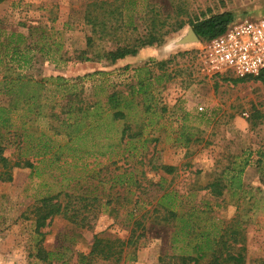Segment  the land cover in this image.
<instances>
[{
	"label": "rangeland",
	"instance_id": "1",
	"mask_svg": "<svg viewBox=\"0 0 264 264\" xmlns=\"http://www.w3.org/2000/svg\"><path fill=\"white\" fill-rule=\"evenodd\" d=\"M93 1L114 0L0 3L1 40L10 34L27 37L29 28L34 27L36 32L27 43L35 40L61 43L59 54L64 63L55 64L32 50L31 63L21 73L34 81H46L49 90L54 89L56 78L69 87L75 86L74 96L63 99L55 96L41 109L42 116L36 117L31 112L23 118L27 134L48 141L52 150L37 157L36 149L29 151L24 157L32 168L13 169L10 182L0 181V264H41L33 257L31 210L42 197L57 194L62 197L65 193L95 195L102 200L112 198L115 213L99 215L92 223V232L76 229L62 217L47 221L41 230V247L62 256L52 264H79L78 254L89 252L95 235L126 241L133 219L150 209L149 203L163 193L176 195L177 213H193L198 231L224 234L228 251L237 252L243 247L244 264H260L264 261V85L252 79L233 82L236 78L230 74L210 71L199 57L203 42L198 37L199 43L180 44L188 29L192 30L188 25L166 36L160 46L144 47L135 56L113 64L96 58L79 61L76 56L91 34L83 17ZM134 2L130 10L136 12L134 23L138 33L143 34L148 4L157 5L163 15L173 16L174 4L179 0ZM181 2L186 12H179L185 14L184 19L230 13L233 21L240 22L253 19L250 17L253 15H264V0ZM138 33H127L121 39L136 37ZM114 46L112 41H103L97 42L95 49L112 50ZM141 68L151 71L154 83L151 101L137 96L124 121L99 128L104 121L107 124L110 121V112L105 107L107 96L114 91L127 96L137 81L135 71ZM66 104L71 106L70 112L67 108L60 109ZM94 105L101 108L100 117L94 116ZM63 122L78 131L74 137L65 135ZM124 125L129 127L128 134L132 137L128 144L125 143L128 138L119 140ZM53 129L59 130V134L55 135ZM11 133H6L3 140L6 146L3 156L14 161L24 145H16ZM130 146L135 147L133 154L125 151ZM54 152L56 156L52 155ZM243 160H248L241 177L243 190L233 195V162ZM162 166L174 170L168 174ZM213 182L219 184L218 196L208 187ZM138 195L145 206L134 204ZM129 215H133L132 219ZM179 225L175 220L169 226L145 221V238L135 247L123 248L119 261L99 260L93 264H167L172 254L193 256V243L172 244ZM233 230L238 240L234 251ZM161 257L163 262L158 261ZM209 260L206 253L199 264H207Z\"/></svg>",
	"mask_w": 264,
	"mask_h": 264
},
{
	"label": "trees",
	"instance_id": "2",
	"mask_svg": "<svg viewBox=\"0 0 264 264\" xmlns=\"http://www.w3.org/2000/svg\"><path fill=\"white\" fill-rule=\"evenodd\" d=\"M134 1H93L87 6L83 18L85 23L90 26L91 34L85 40V48L76 56L79 61L88 62L96 58L97 60H105L113 64L128 56H135L138 50L144 47L160 46L166 36L178 32L185 25L192 28L194 34L201 42H206L224 33L233 22V15L230 13L212 15L205 19L197 17L194 19L190 17L184 19L182 16L185 15L186 11L184 12V9H182L181 1L185 2V0H179L177 4H174L176 14L173 16L169 14L163 15L162 9H159L157 5L148 4L147 7L149 8L145 13L146 17L143 18L145 32L140 34L134 23V19L136 18V14L134 15V13L136 12L134 10L131 12L130 10L135 4ZM2 2L3 0H0V3ZM179 11H183L184 13ZM36 29L34 27L29 28L27 37L21 34H10L4 36L2 40L0 39V96L3 98L0 99L1 182H10L12 180L11 172L13 169L32 168V164L24 157L28 155L29 151L36 149L37 153L34 154L36 157L46 156L51 153L52 147L49 146L48 141H42L40 136L36 137L32 134H27L25 123L23 122L26 113L33 112L36 117H40L42 116L41 109L51 103L55 99V96L63 99L65 96H74L75 93V86H67L60 78L55 79V85L52 86L54 89L49 90L46 87V81H34L21 73L22 68L31 63L29 54L32 50L40 53L47 60L55 64L64 63L59 54L61 48L60 42L53 41L48 43L47 41L35 40L27 43V40L32 38V34L36 32ZM127 33H138V35L122 40L121 36ZM103 41L114 42V48L112 50H106L103 47L95 49V44ZM161 63L164 65L166 62ZM135 72L137 81L135 85L129 88L130 92L127 96H124L119 91H114L107 96L105 107L106 111L110 112L108 118L111 122L109 121L107 124L104 121L99 125V128H101L100 126L107 127L108 125H112L114 121H124L126 111L134 105L137 96H142L144 101H151L150 93L154 84L151 71L147 68H141ZM99 73L101 74L102 72ZM248 79L257 80L264 85V72L254 78L234 79L233 82H241ZM93 107L96 111L94 116L100 117L101 113L99 114L98 110L101 108H98L96 105ZM65 108L68 109V112L71 111V106H68V104L60 107L62 111ZM61 125L65 126L66 124L63 122ZM124 126L120 132L119 140L123 142L125 138H128L125 142L128 144L132 140V137L128 134L129 127ZM53 130L55 131V135L59 134V130ZM77 132V130L74 131L72 129V126L66 125L64 133L69 138L71 135L74 137ZM6 133L12 134L16 145H24L21 148V153L16 156L17 158L14 161H10L3 156V151L6 147L3 144V140L6 138ZM125 151L126 153H132L135 151V147L130 146ZM56 153L54 152L52 155L56 156ZM247 166L248 160H243L238 164L233 162V177L231 178L233 181V195L243 190L241 177ZM161 169L168 174L174 170L169 166H162ZM208 187L211 189L213 195H220L218 182H213ZM127 193L131 194L130 192ZM112 201V198L102 200L95 195L73 196L68 193L63 194L62 197L60 194H57L39 199L38 205L34 206L31 210L34 222L33 257L41 264H52L62 259L61 254L46 251L41 247L43 237L41 230L47 225V221L50 222L54 217H62L76 229L92 232L94 229L92 223L99 215H111L115 213V209L111 206ZM139 203L143 206L146 205L143 203V200H140L138 195L134 204L138 205ZM175 203L176 195L171 193H163L154 203H149L151 208L139 213L138 217L133 219V228L126 241H121L117 238L109 240L101 235H95L89 252L86 255L78 254V263L93 264L95 261H108L110 259L119 261L123 248L135 247L139 244L141 238H145V221L153 220L157 224L162 223L164 226H169L170 222L175 220L180 225L174 231L172 244L185 241L184 245L190 246L193 243L191 247L194 255L172 254L169 257L170 262L167 264H199L205 258L206 253H209L210 256L207 264H244L243 247H240L237 252L231 253L228 251L229 246H227L224 234L218 235V232L214 230L212 232L208 230L198 231L192 220L193 213H177L174 209ZM132 216L129 215V219H132ZM137 231L138 234L135 235ZM226 235H231V233L226 232ZM236 235L237 232L233 230V251L234 246L238 242ZM186 239L188 240L186 241ZM158 261L163 262L164 260L161 257ZM260 264H264V261H261Z\"/></svg>",
	"mask_w": 264,
	"mask_h": 264
},
{
	"label": "built area",
	"instance_id": "3",
	"mask_svg": "<svg viewBox=\"0 0 264 264\" xmlns=\"http://www.w3.org/2000/svg\"><path fill=\"white\" fill-rule=\"evenodd\" d=\"M233 21L224 33L200 44L199 57L216 74L236 79L264 72V15Z\"/></svg>",
	"mask_w": 264,
	"mask_h": 264
},
{
	"label": "water",
	"instance_id": "4",
	"mask_svg": "<svg viewBox=\"0 0 264 264\" xmlns=\"http://www.w3.org/2000/svg\"><path fill=\"white\" fill-rule=\"evenodd\" d=\"M188 42L199 43L197 36L194 34V32L191 29H188V33L183 39H181L180 44L184 45V44H187Z\"/></svg>",
	"mask_w": 264,
	"mask_h": 264
}]
</instances>
